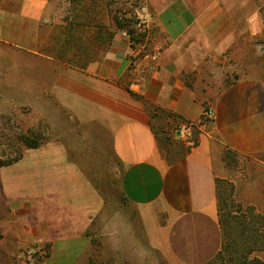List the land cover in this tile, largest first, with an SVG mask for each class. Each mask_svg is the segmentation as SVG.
<instances>
[{"label":"crops","instance_id":"obj_1","mask_svg":"<svg viewBox=\"0 0 264 264\" xmlns=\"http://www.w3.org/2000/svg\"><path fill=\"white\" fill-rule=\"evenodd\" d=\"M145 3L146 42L118 33L76 63L46 50L70 1L0 0V116L48 138L2 186L50 264H89L95 244L112 264L210 263L227 155L264 156V0ZM158 126H195V145L172 160Z\"/></svg>","mask_w":264,"mask_h":264},{"label":"rangeland","instance_id":"obj_2","mask_svg":"<svg viewBox=\"0 0 264 264\" xmlns=\"http://www.w3.org/2000/svg\"><path fill=\"white\" fill-rule=\"evenodd\" d=\"M68 1L71 5L65 12L63 23L53 28L54 34L57 31L60 33V28L67 26L70 22L80 23L83 27L79 28L80 32L77 37L82 41L89 40L91 52L94 54L108 50L112 41L107 42L106 40L111 35H113V40L118 33H126L125 30L117 27L113 18L124 17L125 13L132 12L136 15L137 20L139 19L137 14L139 9H135L133 3L127 2V0H114L113 3L110 0H64V2ZM109 5H112V13L108 10ZM121 8L124 10L118 15L117 11ZM138 32L142 31L138 30ZM77 49V47L74 48V53L79 52L80 49ZM70 53L73 54L72 50ZM207 113L206 111V118ZM20 119L19 114L0 116V235H2L0 264H50L52 250L49 242L42 245L30 243L27 244L29 245L27 247L21 244L23 239L15 229L18 225L21 228L28 227L26 219H19V215L27 210L26 207L18 208L16 203L10 204L2 186L3 168L7 167L5 165L10 162L15 163L14 161L20 158L27 148L22 138L30 137L39 143L48 139L44 125H39L36 129H28ZM178 132H180L179 137L177 136ZM198 132L195 126H191L189 129L181 126L156 127L160 146L172 160L180 158L185 153L187 135L190 133L194 141ZM228 162L231 174L229 179L219 182L218 207L220 217L223 219L226 241L231 245V248L224 259H215L210 264H241L239 257L243 254L247 256V263L252 264L254 261H258L260 264H264V236L257 238L254 235L242 242L235 219L233 222L234 217L242 216L245 218L248 232L262 231L264 234V156L240 160L230 155ZM128 213L129 210L124 208V221L128 220L126 217ZM229 218H231L230 223ZM94 246L96 248L90 254L89 264H112L109 257L98 249L99 245L95 244ZM251 249L254 251L247 255Z\"/></svg>","mask_w":264,"mask_h":264},{"label":"trees","instance_id":"obj_3","mask_svg":"<svg viewBox=\"0 0 264 264\" xmlns=\"http://www.w3.org/2000/svg\"><path fill=\"white\" fill-rule=\"evenodd\" d=\"M110 1H112V3L115 2L114 0H110ZM127 2L133 3V6H135V9H137V10L142 9V8H146L145 0H127ZM111 6L112 5L108 6V10L110 13H112V11H113ZM122 10H124V9L121 8L120 10H118L117 14L118 15L121 14ZM127 14L128 13H125L124 17L113 18V21L116 23V25L119 29L125 30V32L129 35L131 43L133 46L143 44L147 40V33H148L147 28L144 31H142L141 33H139L135 27V24L138 23V21H139V20H137L136 15L132 12H130L128 15ZM81 27H83V26L80 23H76V22L75 23L70 22L67 26L61 27L60 33H58V31H57V33L54 34V36H53L51 44H49V46L46 47L47 52L48 53L54 52V53H56V56H58L60 59L66 60L68 62H76V63H78L85 56H88L90 54L95 55L93 52H91L89 40H87V41L83 40L82 41V39L80 40V38L77 37V34H79V32H80L79 28H81ZM112 38H113V35H111L110 38H108L106 41L111 42ZM76 47L80 50H79V52L74 53L73 50ZM71 50H72L73 54L70 53ZM157 112L158 111L155 110L154 113H152V115L156 116ZM37 136H39V135H37ZM22 140L24 141L27 148H36L41 144L38 141H36L35 139H32L30 137H23ZM227 157H229V155H227ZM18 160H19V158L14 162H17ZM12 163L13 162H10V163L6 164L5 166H9ZM219 185L220 184L218 183V189H219ZM218 214H219V223H220V226L222 228V234H223V245H222L221 251L216 256L215 259H224L225 256L229 253V249L231 248V245L226 241L225 228H224V224H223V219H221V217H220V211ZM231 218L228 219L229 223H230ZM234 219H235V223H237V225H238L240 240L242 242H245L249 237H254V235L257 238L264 236L262 231L255 232V233L248 232V228L246 229V223H245L244 217H242V216L236 217V218L234 217L233 222H234ZM236 219H237V221H236ZM226 222H228V221H226ZM0 239H2V235H0ZM251 251H254V249L249 250L247 252V255L250 254ZM239 258H241V264H250V263L246 262L247 256L245 254H243V256L241 255ZM214 260H212L210 263H212ZM210 263H208V264H210ZM252 264H260V262L254 261Z\"/></svg>","mask_w":264,"mask_h":264},{"label":"built area","instance_id":"obj_4","mask_svg":"<svg viewBox=\"0 0 264 264\" xmlns=\"http://www.w3.org/2000/svg\"><path fill=\"white\" fill-rule=\"evenodd\" d=\"M137 14L139 16V21L136 24V28L140 31H144L147 28V23H148V10L147 8H142L137 11ZM187 139V145L189 147H192L195 145L192 135L189 133L186 137Z\"/></svg>","mask_w":264,"mask_h":264}]
</instances>
